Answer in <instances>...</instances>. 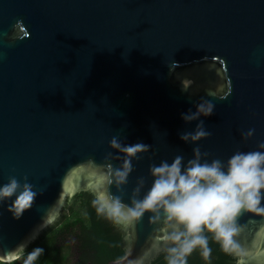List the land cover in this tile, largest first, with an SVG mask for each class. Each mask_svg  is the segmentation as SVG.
Listing matches in <instances>:
<instances>
[{
	"label": "water",
	"instance_id": "95a60500",
	"mask_svg": "<svg viewBox=\"0 0 264 264\" xmlns=\"http://www.w3.org/2000/svg\"><path fill=\"white\" fill-rule=\"evenodd\" d=\"M201 98L215 104L200 117L207 159L264 141V0H0V184L27 178L36 192L18 219L0 204V260L18 259L78 191L127 206L153 163L191 158L197 144L180 134L199 121L181 113ZM113 137L151 148L130 156ZM151 215L119 223L124 256L108 264H152L175 246L183 226ZM237 223L239 247L219 244L235 264H264V214Z\"/></svg>",
	"mask_w": 264,
	"mask_h": 264
},
{
	"label": "clouds",
	"instance_id": "9594fccd",
	"mask_svg": "<svg viewBox=\"0 0 264 264\" xmlns=\"http://www.w3.org/2000/svg\"><path fill=\"white\" fill-rule=\"evenodd\" d=\"M9 39L15 41L17 37L13 34ZM214 109L212 100L201 98L195 111L181 113L185 122H199L195 129L182 132L180 139L197 144L211 136V131L200 117L211 116ZM254 131L249 129L242 135L251 137ZM110 145L122 148L130 156L151 148V145L142 142L125 146L116 137L110 140ZM192 152V157L188 159L177 154L171 161L164 159L153 163L149 169L151 187L130 205L125 206L120 197L114 196L100 202L97 209L117 223H131L147 212L152 214V220L163 216L168 222L182 225L183 230L170 236L175 246L168 250L169 264H185V254L197 245L207 251L205 229L214 234L225 250L238 248L234 239L239 232L238 217L245 212L264 214V141L256 150L233 152L227 160L207 159L208 153L202 152L198 144ZM131 171L129 159L121 169L116 170L117 182L126 183ZM143 183V178H140L137 192ZM35 196L36 192L27 178L21 182L15 176H9L6 183L0 184V204L11 200L7 210L14 218H20L26 209L31 208ZM43 251L36 248L29 253L26 264H33Z\"/></svg>",
	"mask_w": 264,
	"mask_h": 264
},
{
	"label": "trees",
	"instance_id": "16d2710c",
	"mask_svg": "<svg viewBox=\"0 0 264 264\" xmlns=\"http://www.w3.org/2000/svg\"><path fill=\"white\" fill-rule=\"evenodd\" d=\"M99 200L88 189L78 191L65 200L56 220L39 237L10 262L26 264L29 253L36 248L44 251L33 264H108L124 256L123 235L119 223L106 213L99 212ZM207 251L197 245L185 254V264H235V258L219 244L214 234L204 230ZM169 251L162 252L152 264H169Z\"/></svg>",
	"mask_w": 264,
	"mask_h": 264
}]
</instances>
